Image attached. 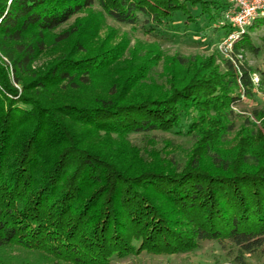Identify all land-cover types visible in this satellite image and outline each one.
Returning <instances> with one entry per match:
<instances>
[{
  "label": "trees",
  "instance_id": "obj_1",
  "mask_svg": "<svg viewBox=\"0 0 264 264\" xmlns=\"http://www.w3.org/2000/svg\"><path fill=\"white\" fill-rule=\"evenodd\" d=\"M95 5L157 35L178 27L175 18L184 27L199 18L217 22L230 3L0 0V52L22 89L0 63V247L69 264H110L112 257L183 253L215 240L230 243L237 264H247L245 254L264 252V157L221 144L236 127L232 105L254 93L253 75L264 83V38L257 43L242 32L221 69L207 62L187 70L189 60L178 55L158 73L161 83L152 80V54L132 50L125 57V47L101 43L86 52L79 38L32 73L43 38H71L73 27L53 33ZM260 26L264 14L248 28ZM223 27L224 35L233 29ZM29 32L40 39L26 40ZM241 50L261 63L241 61ZM26 71L31 76L23 80ZM94 78L103 92L77 90ZM154 131L184 135L191 145L161 143L155 135L139 145L129 137Z\"/></svg>",
  "mask_w": 264,
  "mask_h": 264
},
{
  "label": "rangeland",
  "instance_id": "obj_2",
  "mask_svg": "<svg viewBox=\"0 0 264 264\" xmlns=\"http://www.w3.org/2000/svg\"><path fill=\"white\" fill-rule=\"evenodd\" d=\"M218 1L229 2V0ZM217 18V22L199 18L198 24L188 27L183 26L182 18H175L173 26L179 24L178 27H171V25L168 31L153 35L146 33L140 24L134 26L122 24L105 16L100 7L95 5L80 12L53 33L58 34L65 28L73 27L77 32L71 38L57 43L52 41L54 38L52 34L43 38L46 45L43 52H40L30 64V71L36 74L42 70L55 57L67 51L72 39L76 38L82 42L86 52H92L101 43L105 48L118 45L125 47L123 52L125 57L132 50L139 56L152 54L155 59L152 64L158 70L152 80L157 83L162 82L161 74L158 77V73L162 72L165 65L171 64L172 59L178 55L189 60V64L186 66L187 70L194 71L200 63L208 64L207 62H212L213 67L221 69L223 60L230 58L234 51L233 48L230 49L224 45L223 26L230 24L229 18L225 12L218 14ZM245 31L249 32L257 43H260L264 38V26L254 27L251 30L247 27ZM39 39V36L33 32L26 34V40ZM238 53V58L251 66L261 63L260 56H254L250 52L242 50ZM0 63L6 66L13 86L20 93L22 91L21 83L15 82L12 78L11 68L8 67L7 59L2 52H0ZM140 64V60L135 62L136 67ZM27 71L20 75L23 80H28L31 76V73H27ZM96 79L94 78L87 86H81L77 90L79 92L86 91V93L103 92L105 84L100 79ZM253 82L256 85L254 93L251 96H242L241 100L231 107L238 114L236 127L229 135L228 140L221 144V148L227 152L242 150L252 154H262L264 157V83H260L257 74L253 75ZM68 88L71 86H63L62 90L65 91ZM152 135H155V138L160 142L161 139H172L177 147L188 148L191 145V141L186 136L174 132L154 131L144 136L140 133H133L129 137L136 144L142 145L145 139ZM236 255V248L226 241L205 240L199 249L193 251L171 254L142 251L122 258L112 257L110 264H237ZM244 259L247 264H264V252L258 250L253 254H245ZM0 264L69 263L56 261L40 251L6 246L0 247Z\"/></svg>",
  "mask_w": 264,
  "mask_h": 264
},
{
  "label": "built area",
  "instance_id": "obj_3",
  "mask_svg": "<svg viewBox=\"0 0 264 264\" xmlns=\"http://www.w3.org/2000/svg\"><path fill=\"white\" fill-rule=\"evenodd\" d=\"M230 5L225 11L233 29L224 37V45L232 48L234 41L253 21L264 14V0H229Z\"/></svg>",
  "mask_w": 264,
  "mask_h": 264
}]
</instances>
